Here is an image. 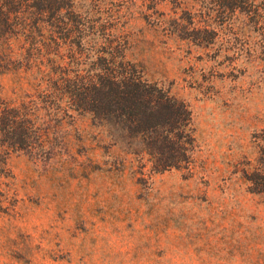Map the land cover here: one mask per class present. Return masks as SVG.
I'll use <instances>...</instances> for the list:
<instances>
[{"label":"rangeland","instance_id":"374dc122","mask_svg":"<svg viewBox=\"0 0 264 264\" xmlns=\"http://www.w3.org/2000/svg\"><path fill=\"white\" fill-rule=\"evenodd\" d=\"M80 4L187 105L178 139L188 161L154 171L142 143L113 142L88 114L52 120L33 152L0 153V264H264V12ZM17 91L0 76L2 96Z\"/></svg>","mask_w":264,"mask_h":264},{"label":"trees","instance_id":"16d2710c","mask_svg":"<svg viewBox=\"0 0 264 264\" xmlns=\"http://www.w3.org/2000/svg\"><path fill=\"white\" fill-rule=\"evenodd\" d=\"M82 1L0 0V76L18 83L12 98L0 93V153L33 152L32 140L46 135L52 120L88 114L113 142L142 143L154 171L187 162L178 139L187 105L149 81L127 58L126 37L92 18ZM192 1L207 15L264 12V0ZM255 182L264 192V171Z\"/></svg>","mask_w":264,"mask_h":264}]
</instances>
